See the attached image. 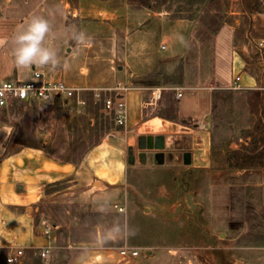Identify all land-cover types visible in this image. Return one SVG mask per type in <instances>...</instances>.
I'll return each mask as SVG.
<instances>
[{"label":"rangeland","instance_id":"obj_1","mask_svg":"<svg viewBox=\"0 0 264 264\" xmlns=\"http://www.w3.org/2000/svg\"><path fill=\"white\" fill-rule=\"evenodd\" d=\"M128 2L167 10L168 17L176 19L178 4L172 0ZM43 3L0 0V78L25 79L33 66L45 71L54 66L47 63L49 55L63 38L57 33L53 41L46 13L32 12ZM221 5L222 26L241 20V26L236 27L238 39H244L246 32L264 36V27H248L255 23L254 14L264 17V0H222ZM58 11L62 15L61 9ZM11 24L23 27H9ZM194 26L196 22L191 21L184 30V39L189 41L185 62L198 56L191 37L215 38L224 28ZM250 47V52L256 53L251 62H259L261 68L251 70L264 77V44ZM164 62L151 71L155 85L182 77V64ZM160 68L165 73L159 72ZM215 91L218 96L210 117L211 160L207 167L186 163L173 146L164 150V163H157L156 151L141 149L135 139L132 153L126 151L129 166L123 184L102 190L96 184L83 192L67 179L47 187L37 204L36 220L59 237L64 234L65 239L60 238L55 256L32 255L24 264H67L77 250L64 246L93 242L99 233L103 237L118 234L119 250L136 249L141 264H264V152L257 153L248 167H236L254 150L253 139L246 135L258 119L251 112L245 89ZM84 96L88 100L84 108L66 105L61 99L11 104L0 125V160L25 146H44L57 157L80 162L116 128L103 102L91 94ZM0 264H5V253Z\"/></svg>","mask_w":264,"mask_h":264},{"label":"crops","instance_id":"obj_2","mask_svg":"<svg viewBox=\"0 0 264 264\" xmlns=\"http://www.w3.org/2000/svg\"><path fill=\"white\" fill-rule=\"evenodd\" d=\"M42 1L40 9L32 12L46 13L53 41L59 35L63 38L49 55L47 63L54 66L46 70L48 77L87 89L84 94L92 97L90 89L111 87L117 82L130 84V89L123 94L125 124L115 123L113 136H104L80 162L57 157L44 146H25L0 160V259L11 247H21L24 257L19 264L32 255L41 257L39 252L46 246L50 247L48 255L55 256L60 238L65 239L64 234L59 237L54 231L46 237L41 232L44 225L36 220L37 204L49 185L69 179L88 192L96 184L98 190L123 184L129 166L126 151L142 135H164L166 144L183 157L190 153L193 167L205 168L211 160L210 117L215 90L233 89L237 76L238 88L245 92L262 88L264 81L262 75L251 70L260 63L251 62L256 53L250 52V46L264 43V36L246 32L244 39H238L240 19L235 25L226 22L215 38L191 37L198 56L185 62L189 41L184 39V30L191 21L170 19L167 10L139 7L128 0ZM253 17L255 23L248 27H264L263 15ZM161 61L182 64L181 79L152 83L151 71ZM159 72L164 70L160 68ZM30 77L31 72L25 79ZM156 88L161 89V98L151 105ZM116 235L103 237L99 233L93 242L67 244L64 247L77 250L67 264H141L138 256L120 254Z\"/></svg>","mask_w":264,"mask_h":264},{"label":"built area","instance_id":"obj_3","mask_svg":"<svg viewBox=\"0 0 264 264\" xmlns=\"http://www.w3.org/2000/svg\"><path fill=\"white\" fill-rule=\"evenodd\" d=\"M264 43L261 42L260 45ZM240 77L235 79L238 88ZM130 89L128 83L117 82L111 87H100L90 89L96 100L102 101L104 109L112 114L115 123L124 125L126 121V102L123 94ZM87 89L71 86L62 80L48 77L43 68L33 66L31 77L29 79H1L0 80V125L2 124V116L5 109L17 101L32 102L36 100L51 101L61 99L66 105L85 107L88 104L84 91ZM89 90V89H88ZM182 93L179 92L178 96ZM161 98V89L156 88L152 92V98L149 102L151 105L157 103ZM113 133H108L105 138L112 137ZM118 207V205H115ZM120 211L122 207H118ZM41 232L46 237L51 236V231L47 226L41 228ZM50 251V247L46 246L39 254L46 256ZM122 256L137 257L139 252L136 249L121 248L119 250ZM24 257V249L21 247H11L5 256V264H19Z\"/></svg>","mask_w":264,"mask_h":264},{"label":"trees","instance_id":"obj_4","mask_svg":"<svg viewBox=\"0 0 264 264\" xmlns=\"http://www.w3.org/2000/svg\"><path fill=\"white\" fill-rule=\"evenodd\" d=\"M177 3L178 7L175 9L177 13L175 18H185L191 21H195L196 25L200 24L201 27H222V16L220 18V12L222 10L221 2L222 0H172ZM216 5V6H215ZM215 7V13H211L212 9ZM185 12V14H181ZM200 18V19H199ZM211 19L212 21H208ZM217 23V24H216ZM247 100L251 106V112L253 115L257 116V122L254 129L248 131L246 137L250 136L253 139V144H255L252 153H249L245 157L242 164L238 163L236 167L246 168L248 164L251 163L252 158L257 156V153L264 152V81L262 88L259 89H248L246 91ZM218 94H214V107L216 104V97ZM213 107V109H214ZM261 140V141H260ZM229 162V161H227Z\"/></svg>","mask_w":264,"mask_h":264},{"label":"water","instance_id":"obj_5","mask_svg":"<svg viewBox=\"0 0 264 264\" xmlns=\"http://www.w3.org/2000/svg\"><path fill=\"white\" fill-rule=\"evenodd\" d=\"M138 145L141 149H151L155 150V159L157 163H164L165 153L164 150L168 147H172L166 144V138L164 135H142L138 139ZM132 147L129 148V153H132ZM184 159L186 163H190V153L186 152L184 154ZM130 160H133V156L130 155ZM188 199L190 195L188 194Z\"/></svg>","mask_w":264,"mask_h":264}]
</instances>
